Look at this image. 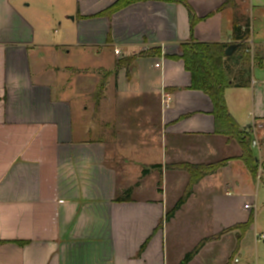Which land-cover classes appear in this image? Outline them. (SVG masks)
Returning <instances> with one entry per match:
<instances>
[{
	"label": "crops",
	"instance_id": "crops-1",
	"mask_svg": "<svg viewBox=\"0 0 264 264\" xmlns=\"http://www.w3.org/2000/svg\"><path fill=\"white\" fill-rule=\"evenodd\" d=\"M2 1L0 264H180L204 238L187 264H250L241 242L254 222L252 194L264 185V0H189L202 18L192 33L181 3L137 0L107 18L95 15L117 0H75L70 28L48 43L52 70L45 43L16 30L13 20L33 28ZM248 25L246 40L237 38ZM191 41H242L251 53L249 72L238 46L228 55L234 78H245L225 100L249 139L255 177L242 144L216 132L210 96L191 89L184 60L171 58ZM186 164L219 167L167 220L196 178ZM180 217L219 222L200 237L192 228V248H168Z\"/></svg>",
	"mask_w": 264,
	"mask_h": 264
},
{
	"label": "trees",
	"instance_id": "trees-1",
	"mask_svg": "<svg viewBox=\"0 0 264 264\" xmlns=\"http://www.w3.org/2000/svg\"><path fill=\"white\" fill-rule=\"evenodd\" d=\"M137 0H117L113 4H111L107 9L97 13L95 16H104L107 18H111L112 15L125 8L127 5L135 2ZM171 3H181L186 6L189 14V23H190V31L191 33L194 31L196 25L199 20L202 18L198 17L192 6L189 5V0H165ZM232 0H227L223 5L229 6ZM240 31L241 28L238 24L234 26V33ZM249 34V25L242 35L236 36L237 38L245 39ZM228 44L220 43V42H201V41H191L185 42L181 44V54L180 56H171L174 59L182 58L184 60L185 69L190 72L192 75V83L190 88L194 90H201L208 94L213 102V114L215 117V127L216 132L220 134H224L226 136L232 137L236 139L239 143L242 144L244 148V156L243 160L246 162L249 172L252 176H256L258 171V163L255 160L253 154L249 151L250 143L249 139L246 138L243 131L240 130V126H238L235 118L232 117L229 110L227 109L225 93L226 89L241 85L245 76L242 75L240 79H235L234 74H232L228 60L232 57H228L225 55V50L227 49ZM246 48V44L242 41L238 43V50L242 51L241 62H243V67H245L246 71L249 72L252 56L250 54H244ZM160 50L158 51V53ZM121 62V61H120ZM153 167H162V165H154ZM187 169L189 167L194 168V172L196 173V178H191L188 186L184 192V196L177 203V205L167 213V220L171 216H173L174 212L184 204L185 200L188 198L187 196L191 193L194 184L200 180V178L204 175L210 174L217 170L219 164H208V165H191L186 164ZM150 169V168H149ZM149 169H144L143 174H146ZM117 198V199H125ZM251 217L247 222L238 224V226H243L246 229L252 223ZM209 238H204L195 248L194 250L188 252L180 264H187L200 250L203 246L204 242ZM0 242H6L5 240H0ZM17 243L24 245L25 241H16Z\"/></svg>",
	"mask_w": 264,
	"mask_h": 264
},
{
	"label": "rangeland",
	"instance_id": "rangeland-1",
	"mask_svg": "<svg viewBox=\"0 0 264 264\" xmlns=\"http://www.w3.org/2000/svg\"><path fill=\"white\" fill-rule=\"evenodd\" d=\"M12 6L16 8L17 11L20 12V16L22 19L27 21L29 25H31L30 29L27 24L22 21L13 20L14 27L16 30L22 32L23 28L27 29L30 32H34L36 40L38 42H44L45 45L42 47L44 49V63L49 65L51 62V51L52 48L48 43H56L60 40L64 35L65 31L70 28L71 17L75 16L78 12L77 3L75 0H8ZM4 1L0 6V17L1 23L6 17V13L4 12ZM260 22H256V33L258 32V27ZM27 27V28H26ZM257 37V36H255ZM238 53V52H237ZM251 54V53H250ZM35 66L33 65V71ZM52 70V65L50 66ZM50 69L48 70L50 72ZM36 75V74H35ZM246 105V104H245ZM252 189L253 186L251 185ZM146 194L149 196L152 194V189L145 190ZM256 196V211L255 216L253 218L254 222L252 227H250L243 236L241 247L243 249V258L242 262H250V264H264V240H258L257 234L264 233V185H260L258 191H254L252 194ZM248 201L245 202L247 205H251L250 197L247 196ZM219 221L211 220L205 218L204 220H191L180 217L177 221H173V223L169 226V238H168V248L172 246L179 248L181 250H185L193 247V231L192 228L195 227L196 231H198V237L203 236L207 232L213 229V224H218ZM220 245V251H217V255L225 249V244ZM241 253L239 252L237 258H241ZM213 259H210V262ZM214 262V261H213Z\"/></svg>",
	"mask_w": 264,
	"mask_h": 264
},
{
	"label": "built area",
	"instance_id": "built-area-1",
	"mask_svg": "<svg viewBox=\"0 0 264 264\" xmlns=\"http://www.w3.org/2000/svg\"><path fill=\"white\" fill-rule=\"evenodd\" d=\"M115 52L117 53V54H119L120 53V51L117 49V50H115ZM170 101H171V95L169 94V93H167V92H164V95H163V104H165L166 106H168L169 105V103H170ZM251 143H252V145L253 146H255V147H258L259 146V143H257V140H255V139H252V141H251ZM258 177H259V175H258ZM250 205H246V207L248 208ZM257 239L260 241V240H264V233H261V234H257Z\"/></svg>",
	"mask_w": 264,
	"mask_h": 264
},
{
	"label": "water",
	"instance_id": "water-1",
	"mask_svg": "<svg viewBox=\"0 0 264 264\" xmlns=\"http://www.w3.org/2000/svg\"><path fill=\"white\" fill-rule=\"evenodd\" d=\"M237 46H238L237 44L232 43V45L228 46L227 49L225 50V55L227 56L231 55Z\"/></svg>",
	"mask_w": 264,
	"mask_h": 264
}]
</instances>
